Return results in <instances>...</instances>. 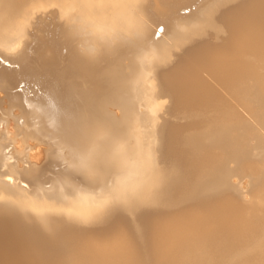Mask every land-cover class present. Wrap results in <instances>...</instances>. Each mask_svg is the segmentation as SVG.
Masks as SVG:
<instances>
[{
	"label": "bare ground",
	"instance_id": "6f19581e",
	"mask_svg": "<svg viewBox=\"0 0 264 264\" xmlns=\"http://www.w3.org/2000/svg\"><path fill=\"white\" fill-rule=\"evenodd\" d=\"M237 1L0 0V128L13 122L17 132L34 147L39 145L43 153L37 162L30 161L26 154L19 159L8 158L4 144L9 147L10 143L0 129V190L31 196L37 189L49 188L57 176L91 180L93 183L87 182L91 187L108 171L106 166L96 167L97 163L112 156L119 160L113 166L116 180L131 183L132 179L122 177L133 176L144 164L148 167L155 134L163 133V146L169 151L178 138L183 139L178 124L164 126L168 110L155 103L166 95L173 100L171 110L204 111L199 113L205 116L201 121L192 123L191 119L184 127L193 129L184 135L189 141L201 145L214 141L228 151L219 155L210 152L193 163L187 161V168L186 160L179 157L186 182L181 194L198 193L213 184L222 189L226 182L229 186L236 184L231 177L225 180L226 164L234 159L231 151L239 144L235 132L232 137L229 132L241 120L231 100L239 101L244 91L249 94L253 90L252 95L258 91L256 96L264 98L260 87L264 84L260 76L264 0ZM30 9L29 18L18 24L14 33L3 30L5 20L23 17ZM216 20L228 33L221 45L208 40L210 32L223 30ZM186 47L192 48L170 67ZM43 71H48L49 77H43ZM75 78L81 82L88 78V86L79 90L72 83ZM105 80L108 85H103ZM112 87L119 92L113 100L103 96ZM93 143L87 156L91 166L85 167L87 159L80 162L77 155ZM99 149L107 153L97 156L95 151ZM131 156L137 158L128 162ZM162 173L167 172L160 169L158 179L149 186L157 188ZM262 185L264 193V178ZM98 188L95 193L99 198L57 196L55 199L62 200V212L68 211L62 219L49 212L53 199L27 202L37 216L32 218L33 214L28 217L20 213L21 205L20 209L15 204L13 208L10 199L3 198L0 264H264V195L254 207L236 203L231 195L232 199L217 197L204 204L199 200L196 206H200L190 211L183 208L186 212L182 213L179 209L176 214L166 213L155 219L141 216L142 243L130 234L133 222L106 218L116 209L130 212L147 200L133 199L137 194L131 187H127L125 197L117 193L104 196L106 189ZM107 221L108 226L95 228ZM88 224L96 225L88 228Z\"/></svg>",
	"mask_w": 264,
	"mask_h": 264
},
{
	"label": "rangeland",
	"instance_id": "374dc122",
	"mask_svg": "<svg viewBox=\"0 0 264 264\" xmlns=\"http://www.w3.org/2000/svg\"><path fill=\"white\" fill-rule=\"evenodd\" d=\"M241 1L243 2V0H241ZM241 1L240 0H239V2L237 1L238 4L242 3ZM232 7H235V6H232ZM31 11H33V9H30L26 13V15L23 17L11 18L9 20H5L4 24H3V30H5L8 34L14 33L15 28L18 24L21 25L22 23L27 21V19L30 16ZM216 21L218 24H220V25L222 24L221 27L223 28V30H225V32L222 29L220 31H217V32H210L209 36H208V40L210 42L216 44V45L217 44L221 45V44L225 43L224 39H227L228 33L225 29L224 24L221 23V21H219V20H216ZM20 36H18V37L23 38L22 36L21 37ZM188 48H192V47H186V48H184V50H182L180 53H178L176 60H174V62L172 63V65L170 67L175 66L179 62L180 57L182 55H185ZM63 53L64 52H62V54ZM32 61L37 62L35 58H32ZM263 66H264V59L262 60V65L260 66V68H261L260 69V71H261L260 76H262L261 79H264V70H263L264 67ZM170 67H168L166 69H169ZM91 73L92 72H85L84 75H86V74L91 75ZM42 74H43V77H49L48 71H43ZM88 81H89L88 78L85 79V82H81L80 78H77V79L75 78V80L72 81V83L77 85V87L80 90V89L86 88L88 86ZM108 82H109L108 80H105L103 85H108L107 84ZM154 82L157 85L160 84V83H158V81L156 79ZM262 82L264 83V80ZM213 83L215 86H217V84H215V82H213ZM263 86H264V84L260 85V87L262 89H264ZM35 88H36V86H35ZM257 89L258 88L256 87V90ZM258 90H260V89H258ZM253 91H255V90H253ZM253 91L251 93L249 92V94L252 95V93H254ZM117 92H118L117 89L112 87L103 96L105 98L110 97L113 100L114 99L113 95ZM245 92L246 91H244V95L241 99H239V101L236 99H234L235 102L233 99L231 100L233 102V103H231V105L235 104V103H236L235 105H239V106L242 105L240 108H239V106L235 107V105H232L233 109L238 114L237 116H239V118L241 117L240 118L241 120L240 121L237 120L235 122L236 126L234 127V129L230 130V132H229V133H231V135H229L230 137H232V134H234V132H235L234 137L236 138L237 141H239V144L231 151V155L234 159H230V161H228V163L226 164L227 171H226V175H225L226 176L225 180L228 181L227 179H229L231 177L232 181L236 183L234 185L229 186V184L227 185L228 182L225 181L226 187L223 186L224 189H222V187H220L221 185L219 186V184H213L211 188H209V189L207 188V190L205 189L206 191L201 190L198 193H192L190 195L189 194L185 195V193H184V195L181 194V191L184 190L183 188H185L184 184L186 185V182L183 181V180H185V179H183V178H185L184 174H183V171H184L183 169H185V167L187 168V166H188L187 161L189 163L192 161L191 163H193V161H195L197 159V157H200L197 160H200V159L202 160L205 157V155L208 153L211 154L214 152L215 155H217V154L219 155L220 153L222 154V153L228 152V151L226 149H224V147L221 146V144L219 142H217V143H219V145L214 144L215 143L214 141H213L214 145L211 142H209L210 144L209 143L207 144V142H203V143L201 142L202 143V145H201L200 142H198V144H197L196 141H191V140L189 141L187 139V137H185V136H187V134L189 132L192 133L193 129H192V131H190L191 129L185 130L184 127L190 125L191 119H192V123L201 121L203 119V117H205V116H203L202 114L200 115L199 113L200 112L204 113V111H200V112L196 111L195 112L192 110L187 111V109H186V111H185V109L171 110V108L173 106V100L171 99L170 95H166L162 98H158L155 102V103H158V104H161L162 106H164L165 110H168L165 112V115L163 118L164 119V121H163L164 126L169 124V123H173L176 125L178 124L183 129L184 133H182V134H184L185 136L184 135L182 136L183 139H181V137H180V139L178 138V141H176V145L174 143V145L172 146V151H169L165 148V146H163V144L165 143L164 141H162L163 133L159 132V133L155 134L157 136L156 140L153 142V145L150 147V150H149L150 154H148V155H151L150 157L152 158L148 167H147V165L144 164L140 167L139 171H137V173H135L133 176L131 175L129 177H127V176L122 177L123 179L126 178L127 180L132 179L133 181L131 183L128 184V183H126V181L121 182V181L116 180L117 178H116V175L114 172V170L116 168H114L113 166L116 165V163L119 160H118V158H115L114 156H112L111 158H106L105 161L102 160L103 162H101V163H100V161L97 163L96 167H99V168L102 167L103 168L106 166L104 169H107L108 171L106 172V175L104 176V178L102 180L95 182L94 185H92L91 187L87 186V184H88L87 182L93 183L91 180L85 181V180H81L75 176H70L69 178L57 176L54 184L50 183L49 186L47 185L49 188H47V189L44 188L42 190L37 189L36 192L31 196L30 195L23 196V195L17 194L15 191H11V190H8L5 188H4V190L1 189L0 190V201L6 197V198L10 199L9 201L11 202L12 207L14 206V204L17 206L21 205V207H22L21 209H23V210L20 211V213L22 215L32 217L31 214H33L34 216L32 218H35L36 214L31 213L32 207L30 204L28 205V203L33 202V199H34V202L39 201L40 199L41 200L53 199L51 204H50V207H49L50 214L53 216L56 215L57 218H59V217L64 218L67 215L68 211L64 210L62 212V210H61V208H62L61 201L62 200L55 199L57 196L58 197H70V198L75 199V200H81V199H84L86 197L88 198V197H93V196L94 197L96 196L99 198L101 196L97 195L95 193V190L100 189V188H98L99 186L100 187L103 186V189H106V195H104V196L110 195L111 193H117L120 195L119 197H125L124 194L127 191V187H129V188L131 187L132 190L133 189L136 190V192L135 191L134 192L137 194V197H135L133 199H135V200L137 199L136 201H138V202H142L145 199V201L147 200V202H145L143 204L139 203L137 206L134 207L135 209L131 210L130 212L129 211L125 212V211L116 209V211H113L111 213V215L108 218H106V220H113V219L117 220L116 218H118L122 221H124V219H127V220H129V222H131V223L133 222L132 224L135 225V227L130 232V234H131L132 238L134 239V241H138V242H142V243H143V240H142L143 237L141 235L142 229L141 228L139 229L138 220L141 216H144V215L149 216V218H154V217L158 218L162 214H166V213L173 214L175 212V210H179V209H182V210H179L178 212L181 211L180 213H182V212H186L188 210L190 211L191 209H193V206H194V208L200 206V205L196 206V203L200 204L199 200L202 201L201 204H204V201L205 202L207 201V203H209L212 200L217 199V197L218 198H221L224 196L225 197H228V196L231 197V195L233 196V199L237 201V202L235 201L236 203H238L240 201V203H238L240 205H243V204L247 205L249 203L250 205L252 204V206L253 205L256 206L255 204H257L258 199L262 198V196L264 195V193L262 192V189H263L262 181L264 178V122H262V120L264 118V113H263L264 112V98L262 96L260 98L259 95H258V97L256 96L258 91H256L255 92L256 94H254L252 96H250L249 94H247ZM259 92H261V90ZM246 94H247V96H246ZM244 96H246V100L248 99L247 102H244V101H246ZM254 97H255V99H254ZM238 102H239V104H237ZM241 102H242V104H241ZM153 105L154 104H151L150 106L153 107ZM243 106H244V108L246 107L245 110L247 109L246 110L247 112L244 110V108H242ZM113 110L115 112H117L116 108H114ZM249 110H251V111H249ZM169 111L171 112V114L169 113ZM173 111H176V113ZM254 111H256V113ZM244 112H246V113H244ZM250 112H252L253 114L252 113L250 114ZM241 113H243L245 116H243V114H241ZM175 114H176V116H175ZM257 114L259 117L257 116ZM170 115L172 116V118H170L171 117ZM249 116H250V118H249ZM173 117H176V118H173ZM248 119H250L251 121ZM165 122H167V123H165ZM261 122H262L263 126H262ZM244 124H245V126H244ZM247 125H251V128L253 130L251 128L248 129L247 127H250V126H247ZM243 127L245 128V130ZM0 129H2L3 132L7 135V140L10 143L9 144L10 148L8 147L7 143L6 144L3 143L5 146L4 151H5V154L8 158L12 159V157H16L19 159L23 154H26L28 159L30 161H33V162L39 161V159H38L39 157L41 159V157L43 155L41 147L39 145L34 147L32 142L30 143L29 141H26L25 138L17 132L16 126L13 122H9L7 126H4V128H0ZM182 129H181V131H182ZM238 131H239V133H238ZM240 131H242V132H240ZM241 133H243V134H241ZM235 135H237V136H235ZM184 138H185V140H184ZM180 140L182 141V143ZM240 140H241V142H240ZM183 141H185L184 144H183ZM190 142L192 144H190ZM89 143H91V140ZM94 144L95 143L90 144V146L85 147L84 150H86V149H88V150H86V152L84 151L85 153L81 154V156L77 155L78 161L81 162L82 160L84 161L85 159H87V156L90 155V153L92 152L91 148L95 146ZM203 144L207 145L206 148L204 147L205 145H203ZM176 147H177V149H176ZM203 147L205 149H203ZM174 149H175V151H173ZM206 150L208 152H206ZM170 152H172V153H170ZM183 152L185 153L186 156L183 155L184 154ZM203 152H204V154H203ZM244 152H245V155H243L244 156L243 157V156H241V154H244ZM105 153H107V152H106V150H103V149H99V150L95 151V154L97 156L105 155ZM180 153H183V154L180 155ZM174 154L175 155L179 154L180 156L177 155L178 158H174V156H175ZM170 155H171V157L169 158L168 156H170ZM177 156H175V157H177ZM179 157H182V159H184V161L186 160L187 165L185 167L181 166L183 163L181 161H183V160L180 161L181 158L179 159ZM186 157L189 159H187ZM134 158H137V157L131 156L130 158H127L126 160L129 162V161L133 160ZM192 158H193V160H192ZM139 159L140 158H138V160ZM177 159H178V161H177ZM167 160H168V162H167ZM88 161L89 160L87 159L86 162H88ZM86 162H84V163H86ZM83 166L90 167L91 162H88L87 164H85ZM180 167L181 168L184 167V168H182V170H181ZM179 168H180V171H179ZM160 169L164 170L167 173H165V174L162 173V176L160 177L161 178L160 182L162 181L163 178H164V180L161 183L159 182L160 186L158 184L159 187L157 186V188H152L153 186H149V184L158 179ZM168 169H170V171ZM148 170L151 172L149 173ZM177 171H179V172H177ZM181 171H182V174L180 173ZM170 172H171V174H170ZM179 174H181L183 177ZM174 175H176V176H174ZM179 176H181V177H179ZM178 177L180 179H178ZM9 178L10 177H8V180H12V178H10V179ZM178 180H179V183H178ZM22 184L26 186L25 183H22ZM178 184H180V185H178ZM174 185H176V187ZM177 185H178V187H177ZM173 188L174 189L178 188L179 190L178 189H176V190L179 192H176V190L174 191ZM209 191L210 192L213 191V192L210 193ZM167 193H169V194L167 195ZM176 193H178V194H176ZM16 195H17V197H16ZM172 195H174L175 197L173 196L174 197L173 198ZM83 196H84V198H83ZM176 196L177 197L179 196V197L177 198ZM189 196H191V197H189ZM32 197H34V198H32ZM17 198H18V200H17ZM138 198H140V199H138ZM175 198H177V199H175ZM127 199H128V197H126V200ZM167 199H168V201H167ZM194 199H196V202ZM231 199H232V197H231ZM174 200H176V202ZM186 200L187 201L189 200V201L185 202ZM19 201H20V203H19ZM177 201H179L180 203ZM192 201H194V202H192ZM252 201H255V202L252 203ZM11 204H10V206H11ZM22 204H23V206H22ZM163 204L165 207L162 206ZM34 207H36V206L34 205ZM162 207L165 209L162 210L161 209ZM187 207H189V209H186V211H185L184 209ZM18 209H20V206ZM176 212H175V214H176ZM28 213H30V215ZM128 213L130 215H128ZM135 217L136 218L138 217V219L136 220ZM124 223L126 224L125 221H124ZM109 224H110L109 221L102 222L100 226L97 224L96 227H95V225L93 226V224H88V225H90V226H88V228H90L92 225L93 227H91V228L95 227L96 229H101L103 227L108 226Z\"/></svg>",
	"mask_w": 264,
	"mask_h": 264
}]
</instances>
